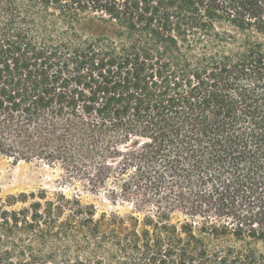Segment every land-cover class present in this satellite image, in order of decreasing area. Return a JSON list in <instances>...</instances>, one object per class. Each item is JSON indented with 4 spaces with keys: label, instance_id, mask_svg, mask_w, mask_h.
<instances>
[{
    "label": "trees",
    "instance_id": "obj_1",
    "mask_svg": "<svg viewBox=\"0 0 264 264\" xmlns=\"http://www.w3.org/2000/svg\"><path fill=\"white\" fill-rule=\"evenodd\" d=\"M0 155L133 208L0 196V264H264V0H0Z\"/></svg>",
    "mask_w": 264,
    "mask_h": 264
},
{
    "label": "rangeland",
    "instance_id": "obj_2",
    "mask_svg": "<svg viewBox=\"0 0 264 264\" xmlns=\"http://www.w3.org/2000/svg\"><path fill=\"white\" fill-rule=\"evenodd\" d=\"M46 190L49 196L63 192L68 197L79 196L84 204H93L97 217L103 213L126 215L133 208L129 203L112 197L106 191L90 192L79 182L68 179L60 166L48 165L42 161H19L0 155V196L6 199L10 195L32 193ZM24 205L18 203L14 208Z\"/></svg>",
    "mask_w": 264,
    "mask_h": 264
}]
</instances>
